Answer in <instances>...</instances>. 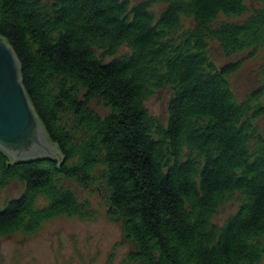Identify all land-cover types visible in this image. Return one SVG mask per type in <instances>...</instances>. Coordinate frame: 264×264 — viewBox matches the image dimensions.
<instances>
[{
  "label": "trees",
  "instance_id": "1",
  "mask_svg": "<svg viewBox=\"0 0 264 264\" xmlns=\"http://www.w3.org/2000/svg\"><path fill=\"white\" fill-rule=\"evenodd\" d=\"M252 2L0 0V36L62 155L14 161L0 148V189L24 186L0 210V236L96 220L100 208L74 184L121 224L129 264H264V82L238 100L239 65L210 54L211 43L226 57L264 50V0ZM122 47L130 53L116 56ZM166 88L167 124L145 107ZM235 198L238 211L213 222Z\"/></svg>",
  "mask_w": 264,
  "mask_h": 264
},
{
  "label": "rangeland",
  "instance_id": "2",
  "mask_svg": "<svg viewBox=\"0 0 264 264\" xmlns=\"http://www.w3.org/2000/svg\"><path fill=\"white\" fill-rule=\"evenodd\" d=\"M133 6L143 0H128ZM253 9L252 0H247ZM252 2V3H251ZM164 5L152 6L155 14H159ZM246 17L230 20H244ZM221 20H227L221 17ZM189 25V22H188ZM130 53L122 47L116 56ZM210 54L218 67L237 63L238 70L230 77L232 89L240 101L247 100L253 90L262 86L264 79L261 69L264 62V50L255 54L250 51L226 57L217 44L211 43ZM101 55V53H100ZM115 57V56H114ZM114 57H105L106 62ZM171 88L157 91L145 102L150 115L167 124L168 106L172 98ZM264 103V95L261 98ZM90 107L99 115L106 116L111 109L97 100L91 101ZM264 136V117L256 122ZM82 196H88L94 206L100 208V215L94 221H83L75 217L62 216L45 222L35 234L24 235L13 233L0 236V264H129L125 261L129 246L123 242V230L120 223L111 222L105 210V202L99 194L89 196L78 186L72 184ZM23 184L18 181L13 185L0 189V210L6 207L7 201L18 198L23 193ZM239 201L228 202L221 207L213 222L223 225L239 208ZM107 206V205H106Z\"/></svg>",
  "mask_w": 264,
  "mask_h": 264
},
{
  "label": "water",
  "instance_id": "3",
  "mask_svg": "<svg viewBox=\"0 0 264 264\" xmlns=\"http://www.w3.org/2000/svg\"><path fill=\"white\" fill-rule=\"evenodd\" d=\"M0 148L14 161L62 159L32 106L21 79L20 63L0 36Z\"/></svg>",
  "mask_w": 264,
  "mask_h": 264
}]
</instances>
